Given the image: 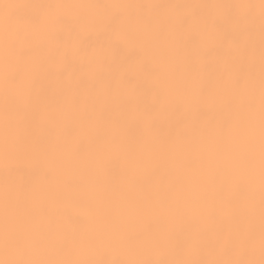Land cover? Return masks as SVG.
I'll return each mask as SVG.
<instances>
[{"label": "bare ground", "instance_id": "1", "mask_svg": "<svg viewBox=\"0 0 264 264\" xmlns=\"http://www.w3.org/2000/svg\"><path fill=\"white\" fill-rule=\"evenodd\" d=\"M9 3L43 5H104V4H162L195 5L227 3H259V0H7ZM43 10L21 9L16 18L26 33L20 42L21 60L27 65L23 82L12 86L9 108L19 109L31 120L33 108H25L21 87L31 92L35 105L33 138L48 147L49 160L38 159L21 151L5 161L0 155V231L3 228V191L5 185L19 190L21 200L30 210L28 225L33 234H47L41 249L50 258L84 259L109 264L130 258L169 260L177 256L174 245L189 234L199 231L208 238L226 234L231 226L243 219L250 204L255 202V221L259 226L260 170H259V117L255 129V169L248 164V143L241 126L245 119L239 105L246 102L240 97L233 109L232 119L237 126L229 133L223 128L227 112L215 96L217 83L226 82L246 66L229 47L225 32L230 25L217 31L209 22L220 20L219 9H203L192 16V9H133V15L166 17L170 30L158 43L157 54L147 58L150 71L141 72L138 61L144 59L138 40L130 41L127 49L114 52L104 59L103 44L106 35L100 21L104 9L66 7L53 10L62 15L64 24L48 23L41 27L28 22L31 15ZM190 16L188 23L178 25V17ZM85 18L96 23L85 25L88 35L78 49L73 47L69 29ZM58 33L59 39L51 35ZM235 35V34H233ZM192 36H197L193 53ZM239 38V37H237ZM241 39V44L243 40ZM257 53L259 28H256ZM95 60L90 62V57ZM158 75L177 79L191 75L209 85L212 99L187 111H161L154 106L160 90ZM254 77L259 98V61ZM76 95L79 108L101 115L96 129L105 136L116 134L119 146L105 151L103 163L97 165L96 129L81 131L74 119L65 118L63 124L71 133L78 150L65 149L63 138L50 131L43 113L53 105L64 103L66 97ZM5 112V84L0 75V134ZM152 117L151 125L145 115ZM195 136L193 137V131ZM193 141L194 149L182 159L162 161L153 159L136 169V182L129 181L126 161L128 154L157 153L161 149L180 150ZM55 159V163H53ZM171 189L183 209L172 216L157 214L140 216L129 211L134 205L158 190ZM106 205L102 214L98 209ZM3 252L0 251V259Z\"/></svg>", "mask_w": 264, "mask_h": 264}, {"label": "snow or ice", "instance_id": "2", "mask_svg": "<svg viewBox=\"0 0 264 264\" xmlns=\"http://www.w3.org/2000/svg\"><path fill=\"white\" fill-rule=\"evenodd\" d=\"M66 7H84L104 9V15L100 21L101 29L106 35L103 44L104 59H109L116 51L127 49L129 55L136 54V49L128 47L130 41L138 40L143 49L144 59L138 61L137 67L141 72L150 71L147 58L158 53V43L170 30L169 19L166 17H148L133 15V9H167L188 8L192 9V16H196L203 9H219L220 20L223 25L217 24V18L204 20L205 25L220 31L224 25L231 26V32H225L229 39V47L234 49L239 57L246 59V66L237 74L230 75L226 82L217 83L215 96L221 100L227 112L223 121V128L231 133L237 126V121L232 119L233 109L237 107L236 101L240 97L246 98V102L239 105L245 114L241 126L248 143L249 169H255V129L256 116L259 117V170H260V201H259V226L255 221V202L253 201L246 216L238 220L229 228L226 234L208 238L205 234L195 231L174 245V251L179 257L184 258L169 260H150L130 258L121 261H111L109 264H264V0L259 3H227V4H195V5H162V4H104V5H61L43 4L28 5L9 3L0 0V75L5 84V112L3 116L2 134H0V155L5 161L21 152L26 151L38 159L49 160L50 153L38 138H33L31 127L35 124V105L31 92L24 87L18 89L23 97L24 107L33 108L31 120L21 115L19 109L9 108V96L13 85L19 80L24 81L28 67L21 60V51L18 45L26 38L16 14L21 9H42L40 14L28 17V22L33 25L45 26L48 23L64 24L62 15L53 10ZM190 16L178 17L175 21L178 25L188 23ZM96 23L95 18H85L82 22L69 29L73 36V47L78 49L88 33L85 25ZM259 28V48L257 53L256 28ZM235 34V35H233ZM239 37V38H237ZM52 39H59L58 33L51 35ZM243 44H241V39ZM192 52L198 51L196 47L197 36H192ZM259 61V98L257 106L256 89L257 82L254 77V69ZM95 55L90 57V62L95 60ZM160 90L154 98V106L161 111L174 109L185 110L208 103L212 99L209 85L202 79L191 75L177 79L165 78L158 75ZM65 118L74 119L81 125V131L89 128L96 129V123L102 118L100 114L89 111L87 108L80 110L79 98L76 95L66 97L64 103L50 106L43 113L42 119L49 123L50 131L57 137L63 138L64 147L75 152L78 150L71 133L63 124ZM146 122L151 125L152 117L145 115ZM195 130L193 131V137ZM94 140L97 142L96 163L101 165L105 151L119 146V138L116 134L105 136L96 129ZM194 149L193 141L186 142L180 150L161 149L157 153L128 154L126 157L129 181L136 182V169L149 163L153 159L167 161L169 159H182ZM53 159V163H55ZM102 214L107 213L106 205L98 209ZM175 194L171 189L158 190L154 196L145 198L134 205L129 211L140 216L157 214L160 216H172L182 211ZM30 210L26 209L20 197L19 190L5 185L3 191V228L0 231V251L3 258L0 264H101V262L84 259L50 258L44 255L41 249L47 243V234L39 236L33 234L28 225Z\"/></svg>", "mask_w": 264, "mask_h": 264}]
</instances>
